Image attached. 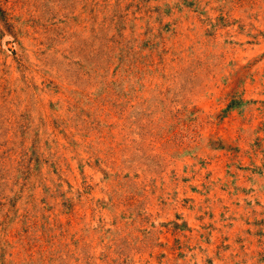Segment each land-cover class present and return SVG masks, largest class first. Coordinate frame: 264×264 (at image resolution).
Here are the masks:
<instances>
[{"label":"rangeland","instance_id":"obj_1","mask_svg":"<svg viewBox=\"0 0 264 264\" xmlns=\"http://www.w3.org/2000/svg\"><path fill=\"white\" fill-rule=\"evenodd\" d=\"M0 264H264V0H0Z\"/></svg>","mask_w":264,"mask_h":264}]
</instances>
